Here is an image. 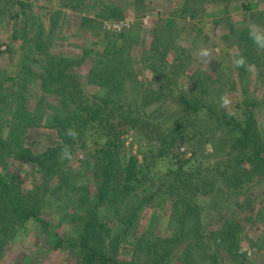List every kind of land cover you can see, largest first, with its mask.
Here are the masks:
<instances>
[{"label": "rangeland", "instance_id": "rangeland-1", "mask_svg": "<svg viewBox=\"0 0 264 264\" xmlns=\"http://www.w3.org/2000/svg\"><path fill=\"white\" fill-rule=\"evenodd\" d=\"M14 1L16 0H0V79L6 76L13 78L4 82V93L20 89L18 85H24L26 102L24 106L9 98L11 102L5 112L0 110L1 122L4 123L1 124V132L5 137L15 107L24 106L25 109L21 110L23 115L28 119L31 115L36 123L26 130L24 142L35 152L61 144L56 130L47 126V119L51 107L66 109L67 104L55 93L39 90L38 75L44 74L47 67L39 66L28 52L29 44L22 36L25 35L22 31L25 21L34 24L31 33H37L42 37L41 41H45L46 50L52 59L44 58L57 63L48 74L61 76L60 86L63 90L66 89L65 84L73 79L72 82L79 85L83 93L101 94L102 88L88 83L85 78L96 52L102 50L104 42L129 45V62L135 78L127 81L125 86L124 94L128 103H136L141 100V95L153 88L157 89L158 82L145 67L153 33L157 31L160 34L167 62H172L174 55L168 41L181 45L189 55L186 69L175 79V84L171 86L172 91L168 90L164 97L158 101L154 100L143 109L150 121L162 127L176 121L181 112L178 105L179 95L191 91V79L195 71L207 72L216 79L208 98L214 103L217 111L232 117L236 124L245 119L247 98L244 97L243 87L250 93L251 98H264V71L257 63L250 64L251 70H248L243 81L237 76L234 56L242 52V40L236 39L235 32L229 29V26L234 29L248 28L251 23L264 26V20L262 25L249 19L247 10L241 6L242 2H249L251 8L248 11H264V0H235L229 3L227 8L225 4L213 0H190L188 10L184 12L181 10L183 0H145L144 8L134 10L133 7H128L124 10L123 17L102 13L101 6H93V0H82L77 10L64 8L61 4L63 0H23L26 3L27 15L22 16V21L16 16L19 9ZM86 16L95 19L94 28L80 26L81 18ZM52 17H56L54 27L51 26ZM38 23L42 26L38 27ZM13 33L18 35L17 39H11ZM201 47H207L213 52L214 58L208 65L196 56ZM86 51H90V55L85 54ZM70 73L73 74L72 77ZM223 95H227L232 102L228 108L220 106ZM44 108L47 109L45 116L43 111L40 114ZM201 109V116L208 113L206 107ZM200 115L189 132L192 137L186 142L177 143L172 155L156 157V144L151 142L152 145H149L147 138L140 135L135 128H127L121 134L122 154L127 157L130 154L136 155L140 161L144 157V161L149 163V171L157 179L154 186L165 181L163 174L179 160L186 163L190 159L187 164L190 169H204L222 164L227 149V146L221 144L225 133L223 125L218 126L213 119H205ZM252 118L258 128L260 143L264 146V108L256 107ZM40 124L41 126H37ZM92 152L93 146L90 142L86 149H78L69 161L70 172L75 173L77 168L81 167L91 173ZM8 167L18 177L24 191L32 189L40 181L33 163L11 157L8 159ZM216 184L217 187L209 196L197 194L194 198L193 205L198 212L199 228L210 233L216 230L225 218L236 222L239 227V251L243 252L252 264H264V176L257 177L253 182L241 185L235 190L221 186L220 181ZM235 201L240 203L235 204ZM40 209V217L43 219H29L25 222L8 243L5 251L0 253V264H81L84 260L77 256L76 249L64 248L66 240L76 239L82 229V225L69 215V218L62 220V215L76 209L74 198L69 194L57 196L48 193ZM98 210L104 220L114 219L109 205L100 206ZM170 211L169 201L164 202L162 206H144L138 212L137 225L132 231L135 237L130 235L127 240L121 238L118 243L117 262L146 260V250H136V237L174 236L172 241L164 244L168 252L164 262L186 264L182 255L189 238L182 235L185 232L184 235L188 236L191 230L184 226L182 235L174 234L181 224L171 217ZM51 230L55 235H52ZM211 234L202 238L204 243L201 247L205 249L202 257L198 255L201 250L196 246L197 249L191 247V252H187L186 256L198 264H232L226 256L228 247H219L216 235ZM196 239V235H192L191 241L195 242ZM112 242L115 241L107 242L103 248L110 250Z\"/></svg>", "mask_w": 264, "mask_h": 264}, {"label": "trees", "instance_id": "trees-1", "mask_svg": "<svg viewBox=\"0 0 264 264\" xmlns=\"http://www.w3.org/2000/svg\"><path fill=\"white\" fill-rule=\"evenodd\" d=\"M81 1L63 0L61 4L69 10H77ZM189 1L183 0L182 12L188 10ZM213 1L221 2L227 8L229 3L235 0ZM92 2L93 6L102 7V13L112 17H123L124 10L128 7L140 10L146 3L145 0H93ZM14 3L19 9L16 11V16L22 21L24 18L22 16L27 15L26 3L23 0H16ZM241 6L247 10L249 19L263 25L264 11H248L251 8L249 2H242ZM54 19L56 20V17L51 18L52 27L55 24ZM94 21L95 19L91 17H82L80 26L92 29ZM33 26L34 24L25 21L22 27L25 35L22 36L29 44L28 52L31 53L33 61L41 67H47L44 74L38 75L39 90L55 93L66 102L67 106L66 109L51 107L47 119V126L56 130L61 144L35 152L25 145L23 137L31 125H36L31 115L29 121L22 113L26 102L23 93L25 87L21 84L18 85L20 89L4 93L2 92L4 82L13 78L6 76L0 79V110L5 112L11 102H9L10 97L15 99V103L24 105L15 107L5 137L1 132V124L4 123L1 122L2 116H0V253L5 251L8 243L27 220L43 219L40 217V205L50 193L57 196L69 194L74 198L76 209L62 215V220L70 216L82 225V229L76 239L66 240L64 248L76 249L77 256L84 260L81 264H165L164 259L168 252L164 244L172 241L174 236L136 237L138 246L136 250L140 248L142 251L146 250L147 257L144 262L129 260L119 263L116 255L121 238L127 240L130 235L135 237L132 231L137 225L138 212L146 205L162 206L166 201L171 203V217L181 224L174 234L181 233L184 226L191 230L189 237L184 235L185 232L183 235L181 233L182 237L190 240L185 243L183 249L182 260L186 264H198L186 254L191 252L193 247L201 250L198 255L202 257L205 250L201 247L204 243L202 238L208 237L211 233L216 235L219 247H228L226 256L232 264H252L248 257L239 251L238 224L225 218L216 230L206 233L199 228L198 212L193 204L197 194L209 196L217 187V181H220L221 186L235 190L241 185L253 182L257 177L264 176V146L260 143L258 128L252 118L256 107L264 108V98H251L250 93L243 87L244 97L247 98L245 119L242 123L236 124L232 117L217 111L214 103L208 98L216 79L207 72L195 71L191 79V91L179 95L178 105L181 112L176 121L162 127L150 121L143 109L151 105L154 100L158 101L164 97L168 90L172 91L171 86L175 84V79L186 69L189 55L181 45L171 44V41H168L174 55L172 62H167L160 34L157 31L153 33L148 63H145V67L158 82L157 89L147 91L136 103H128L124 94L125 86L127 81L135 78L129 62V45L104 42L102 50L96 52L85 78L88 83L102 88L101 94L83 93L79 85L72 82L73 79L65 84L66 89L63 90L60 86L61 76L48 74L57 63L48 60L52 57L48 55L45 41H41L42 37L37 33H31ZM37 26L42 25L38 23ZM229 29L235 32L236 39L242 40L241 53L247 58L248 64L257 63L264 71V52L258 51L249 39L248 28L234 29L229 26ZM17 38L16 33L11 35V39ZM241 53L235 54L234 66L237 76L243 81L248 70L244 67L237 68L235 65V59ZM85 54L90 55V51H86ZM72 75L70 73V77ZM51 84L53 87H50ZM74 86L77 87L72 89ZM203 107L207 108L208 113L201 116ZM46 110L41 109L40 114L43 111L45 116ZM198 115L205 119H213L218 126L223 125L222 129L225 133L221 144L227 146V149L222 164L204 169H190L187 166L190 159L186 163L179 160L174 166L167 168L163 174L165 181L154 186L157 179L149 171V163L144 161V157L140 161L136 155L130 154L127 157L122 154L123 143L120 136L127 128H135L140 135L147 138L149 145H152L151 142L156 144V154L154 153L156 157L172 155L177 143L186 142L192 137L189 132L194 128ZM70 127L78 133L76 140L65 136V130ZM194 131L195 129L192 133ZM88 142L93 146L92 172L89 173L78 167L75 173H71L69 160L61 161L59 158L61 147L64 144L70 145L73 156L78 149H86ZM11 157L36 166L40 181L32 189L24 191L18 177L9 170L8 159ZM53 180L55 181L51 184ZM239 203L235 201V204ZM103 205L110 206L113 220H104L101 217L98 208ZM51 232L55 235L52 230ZM194 234L197 237L195 242L191 241ZM110 241H115L111 243L113 244L111 249H104L103 247Z\"/></svg>", "mask_w": 264, "mask_h": 264}, {"label": "clouds", "instance_id": "clouds-1", "mask_svg": "<svg viewBox=\"0 0 264 264\" xmlns=\"http://www.w3.org/2000/svg\"><path fill=\"white\" fill-rule=\"evenodd\" d=\"M248 36L249 39L252 40L253 44L256 46L257 50L260 52H264V26H260L256 23H251L248 25ZM196 56L200 59L205 65H208L210 60L214 58L213 52L211 49L207 47H201L196 52ZM235 65L237 68L244 67L246 70H251V65L248 64L247 58L241 53L238 55V58L235 59ZM231 100L227 95L221 96V107L228 108L231 105ZM65 136L76 140L78 138V133L74 128H68L65 130ZM210 147V146H208ZM59 158L61 161L71 160L72 152L71 146L68 144H64L61 147V151L59 154Z\"/></svg>", "mask_w": 264, "mask_h": 264}]
</instances>
